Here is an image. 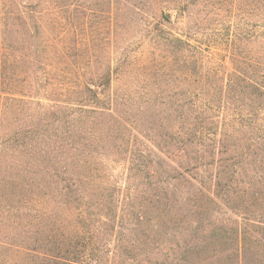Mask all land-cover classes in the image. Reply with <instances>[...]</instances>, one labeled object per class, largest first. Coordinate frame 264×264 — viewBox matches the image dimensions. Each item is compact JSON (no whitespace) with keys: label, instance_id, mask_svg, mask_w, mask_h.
<instances>
[{"label":"rangeland","instance_id":"rangeland-1","mask_svg":"<svg viewBox=\"0 0 264 264\" xmlns=\"http://www.w3.org/2000/svg\"><path fill=\"white\" fill-rule=\"evenodd\" d=\"M12 1L0 0V111L25 109L10 99L19 91L44 99L49 85L40 78L42 68L54 64L56 54L69 47V61L75 62L81 53L83 77L88 81H95L94 73L101 74L111 61L112 95L129 99L125 102L131 104L132 113L152 131L155 153L147 155V168L138 171L141 176L127 183L115 233L104 228L101 236L98 264H209V259L212 264H233L235 259L227 251L210 253V258L207 253L196 257L193 251L205 245L212 229L235 226L244 217L263 221L255 225L260 234L247 242L263 251L249 254L247 262L264 264V187L240 169L238 175L225 172L220 178L213 164L199 166L195 159L201 151L192 147L186 151L164 136L170 128L167 113L161 112L168 111L172 98L197 91L185 80L203 74L197 72L202 63L195 52L198 47L208 55L204 73H210L211 79L217 74L210 68H219L220 77L230 74V55L239 45L247 59V40L259 29V12H250L248 0H59L63 6L56 14L42 5L49 14L43 20L37 17L40 8L21 9ZM168 29L187 37L192 47H184L189 52L171 50L162 38ZM160 96L168 98L166 106L148 107L139 101ZM219 147L215 158L232 154H219ZM203 154L205 161L213 157L207 151ZM113 167V178L124 182L126 163L119 161ZM37 169L22 158L0 165V239L34 236L40 207L53 212L52 188ZM252 169L264 176L263 164L249 167L248 175L254 174ZM43 193L47 198L42 205Z\"/></svg>","mask_w":264,"mask_h":264},{"label":"trees","instance_id":"trees-1","mask_svg":"<svg viewBox=\"0 0 264 264\" xmlns=\"http://www.w3.org/2000/svg\"><path fill=\"white\" fill-rule=\"evenodd\" d=\"M257 2L259 6L255 5ZM12 3L21 9L40 8L36 12L42 20L49 15L42 5L54 14L63 6L59 0H38L34 5L21 4L19 0ZM248 6L250 12H259V29L247 40V59L239 45L230 55V74L220 77L219 68H210L217 74L211 79L210 73H204L208 55L198 47L195 52L202 63L197 72L203 74L193 81L185 80L197 91L172 98L168 111L161 112L167 113L170 128L164 136L186 151L191 147L197 153L201 151L195 159L199 166L213 164L219 169L220 178L225 172L238 175L240 169L264 187L263 175L255 169L254 174L247 173L253 165H264V0H248ZM162 17L171 20L167 14ZM160 28L163 30L162 25ZM37 31L41 32L38 28ZM162 38L168 40L174 52L184 54L190 50L184 47L190 44L185 35L168 29ZM68 53L70 48L64 47L59 55H54V64L47 63L42 68L40 78L49 85L44 99L19 91L10 99L24 104L25 109L0 111V165L20 158L29 160L52 188L54 202L52 213L40 207L41 219L34 236L0 239V264H98L101 236L104 228L115 233L127 183L141 176L138 171L147 168V155L155 153L152 131L144 128L142 120L132 113L131 104L125 102L129 99L123 101L118 93L116 97L112 95L111 61L101 74L94 73L95 81H88L83 77L81 53L75 62L68 60ZM250 60L255 64L248 63ZM140 99V104L148 107L168 104V98L163 96ZM218 145L222 147L219 154H232L215 158ZM204 151L213 157L205 161ZM119 161L126 163L128 169L124 182L113 178V166ZM43 194L42 205L47 198ZM244 218L235 226L212 229L205 245L193 251L195 256H216L227 251L235 259L233 264H248L249 254L263 251L261 246L252 248L247 244L260 234L255 225L263 221ZM207 261L212 264L210 259Z\"/></svg>","mask_w":264,"mask_h":264}]
</instances>
